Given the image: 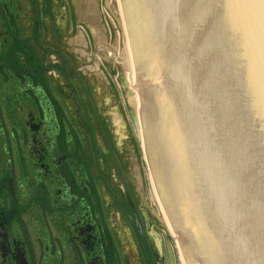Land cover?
Listing matches in <instances>:
<instances>
[{"label":"flooded vegetation","instance_id":"obj_1","mask_svg":"<svg viewBox=\"0 0 264 264\" xmlns=\"http://www.w3.org/2000/svg\"><path fill=\"white\" fill-rule=\"evenodd\" d=\"M88 1L0 0V264H181L141 196L129 105L90 67Z\"/></svg>","mask_w":264,"mask_h":264},{"label":"water","instance_id":"obj_2","mask_svg":"<svg viewBox=\"0 0 264 264\" xmlns=\"http://www.w3.org/2000/svg\"><path fill=\"white\" fill-rule=\"evenodd\" d=\"M110 15L186 264H264V0H116Z\"/></svg>","mask_w":264,"mask_h":264},{"label":"rangeland","instance_id":"obj_3","mask_svg":"<svg viewBox=\"0 0 264 264\" xmlns=\"http://www.w3.org/2000/svg\"><path fill=\"white\" fill-rule=\"evenodd\" d=\"M95 5L97 17L88 19L90 27L92 28V43H90L88 52L92 54L91 64L94 67L100 65L102 69L110 67V76L115 82L117 80V95L118 99L123 105V112L121 115L125 116L128 121V116L125 111L124 101L128 103L126 82H125V63H124V45H123V31L120 25L119 18L110 15V8L116 9V0H91ZM90 0L88 2H91ZM80 33H76L73 41L81 42ZM72 40V39H71ZM106 72V71H105ZM102 83V82H101ZM116 84V83H115ZM129 105V104H128ZM129 110L130 106H129ZM132 114V112H131ZM129 128L131 132L135 133L133 126L136 125L134 118L129 120ZM134 123V125H133ZM136 144V154L134 160V169L138 183L142 185L141 196L144 203L153 213L154 220H157L160 229H163L172 245L175 254L180 255L179 245L177 240L171 235L168 227L162 205L158 199L156 188L151 176V171L144 153L142 141L138 138L137 133L134 135ZM178 259V258H177ZM183 264L182 262H180Z\"/></svg>","mask_w":264,"mask_h":264},{"label":"bare ground","instance_id":"obj_4","mask_svg":"<svg viewBox=\"0 0 264 264\" xmlns=\"http://www.w3.org/2000/svg\"><path fill=\"white\" fill-rule=\"evenodd\" d=\"M140 139H141V137H140ZM142 145H143V143H142ZM145 155H146V159H147V161L149 163L146 151H145ZM149 168L151 170V176H152V178L154 180L153 181L154 185L156 186L157 182L155 180V177H154V174H153V171H152L150 163H149ZM157 189L159 190L158 185H157ZM156 192H157V195H158V199H159V201H160V203L162 205V210L164 212L166 221L168 223V227H169V229L171 231V235L177 240V243L179 245L180 255L178 254V259L183 264H186L184 256L190 255V254H189L188 247H187V244H186V241H185V237H184V234H183V231H182V227L181 226H173V212H167V210L165 208V205H164V202H163V199H162V196L160 194V191L159 192L156 191ZM193 264H195V263H193Z\"/></svg>","mask_w":264,"mask_h":264},{"label":"crops","instance_id":"obj_5","mask_svg":"<svg viewBox=\"0 0 264 264\" xmlns=\"http://www.w3.org/2000/svg\"><path fill=\"white\" fill-rule=\"evenodd\" d=\"M88 26H89V30H90V32L92 33V28L90 27V24H88Z\"/></svg>","mask_w":264,"mask_h":264},{"label":"snow or ice","instance_id":"obj_6","mask_svg":"<svg viewBox=\"0 0 264 264\" xmlns=\"http://www.w3.org/2000/svg\"><path fill=\"white\" fill-rule=\"evenodd\" d=\"M158 6H163V5H158Z\"/></svg>","mask_w":264,"mask_h":264}]
</instances>
